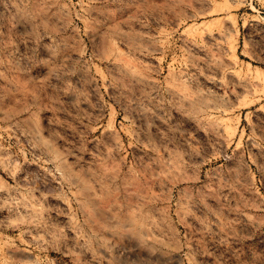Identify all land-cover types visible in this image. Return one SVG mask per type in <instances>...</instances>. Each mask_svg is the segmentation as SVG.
Returning a JSON list of instances; mask_svg holds the SVG:
<instances>
[{
    "label": "rangeland",
    "instance_id": "rangeland-1",
    "mask_svg": "<svg viewBox=\"0 0 264 264\" xmlns=\"http://www.w3.org/2000/svg\"><path fill=\"white\" fill-rule=\"evenodd\" d=\"M0 264H264V0H0Z\"/></svg>",
    "mask_w": 264,
    "mask_h": 264
}]
</instances>
